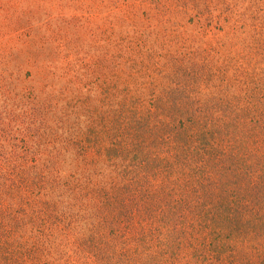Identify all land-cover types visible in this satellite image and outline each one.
<instances>
[{
    "label": "rangeland",
    "instance_id": "1",
    "mask_svg": "<svg viewBox=\"0 0 264 264\" xmlns=\"http://www.w3.org/2000/svg\"><path fill=\"white\" fill-rule=\"evenodd\" d=\"M0 264H264V0H0Z\"/></svg>",
    "mask_w": 264,
    "mask_h": 264
},
{
    "label": "trees",
    "instance_id": "2",
    "mask_svg": "<svg viewBox=\"0 0 264 264\" xmlns=\"http://www.w3.org/2000/svg\"><path fill=\"white\" fill-rule=\"evenodd\" d=\"M200 152H202V153H203V151L199 150V153H200ZM199 157H200V154H199Z\"/></svg>",
    "mask_w": 264,
    "mask_h": 264
}]
</instances>
